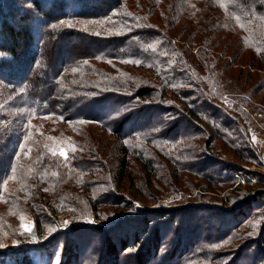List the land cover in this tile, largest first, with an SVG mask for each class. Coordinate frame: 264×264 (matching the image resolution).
<instances>
[{
  "label": "trees",
  "instance_id": "obj_1",
  "mask_svg": "<svg viewBox=\"0 0 264 264\" xmlns=\"http://www.w3.org/2000/svg\"><path fill=\"white\" fill-rule=\"evenodd\" d=\"M153 1L143 11L130 0H0V204L29 213L38 239L20 244L15 256L0 247V264H42L37 248L48 242L50 214L80 203L98 216L109 208L132 214L96 227L76 218L63 236L78 252L61 264H264L263 189L249 186L236 205L188 201L155 210H137L135 200L116 194L133 176L131 158L153 187L170 166L175 177L195 176L202 194L234 187L233 170L220 158L198 154L189 166L174 160L178 143L199 127L233 145L241 162L258 159L253 145L247 156L242 151V121L222 105L224 90L213 91L218 82L206 72L233 81L245 73L240 67L264 68V0H172L163 19L152 18ZM181 19L200 32L201 54L192 51V34L190 49L170 34ZM228 56L238 70L221 67ZM93 126L118 141L115 192L107 191L103 174L111 167L90 139ZM54 190L66 194L49 197ZM78 190L93 197L77 201Z\"/></svg>",
  "mask_w": 264,
  "mask_h": 264
},
{
  "label": "rangeland",
  "instance_id": "obj_2",
  "mask_svg": "<svg viewBox=\"0 0 264 264\" xmlns=\"http://www.w3.org/2000/svg\"><path fill=\"white\" fill-rule=\"evenodd\" d=\"M149 3L150 0H130V4H132L133 8L143 11L147 10L144 9L148 7ZM170 4H172V0H154L151 2L153 9H155V11L152 10V18L163 19L162 12L167 10ZM202 16L207 15H200L199 19L202 18ZM186 23L184 19L179 20L170 31V34L172 36H180L179 44L181 47L186 45L184 47L188 49H190V47L186 42H191L189 35L192 34V40L194 41L192 51L196 54H201L205 49L198 44V42L201 41L199 37L200 32L195 29L191 30ZM181 38L183 41H181ZM228 55L231 56V51ZM229 56L224 58L223 63H220L221 67L227 64L226 69H228V64L230 63L233 69L238 70L237 65L232 62ZM244 56L247 57L245 60L246 63L249 64L252 62L249 53ZM258 66L259 64L256 65L255 69L248 66L240 67L241 70L246 69L244 70L245 73L241 76L242 78H240L238 74L233 76V81H228L225 77L223 78V76L217 77L219 74L218 70L217 73L213 72L214 74L210 71L206 72L207 75H209L208 78L211 77L218 82L216 87L212 88L213 91L219 87L224 90L220 98L221 103L223 102L222 105L235 113V115L233 114L235 119L242 121V126H244L245 131V135H243L242 138L244 141L241 142V145L244 147L242 151H244V154L247 156L252 152L253 145V148H255L258 153V159L256 161L250 160L249 163L245 161L241 162V160L236 157L234 158L233 149L235 147L233 145L227 141L224 142L222 139L215 138V135L212 137L211 134L207 133L201 135V133L204 132L201 127L194 131L195 134L190 135L187 139L178 143L179 149L174 152L173 156L177 163L180 161L181 164L187 166L192 163L190 160L194 159L193 157L195 155H200L202 153L204 156L209 155L213 158L217 157L222 159L223 162L229 163L231 166L230 168L233 170L232 172H234V174L231 172V175L235 177L236 181L233 182L236 183L233 184L234 187L228 186L227 184L219 187L210 186L212 187L210 188L212 191L217 190L220 195L209 193L202 194L198 186H196V188L194 186L200 182L195 179V176L188 172H182L178 174V177H175L173 166L165 168L162 172L158 173V176L154 179L153 187L147 183L143 169L137 160L131 158V171L133 176L129 175V178L125 181L126 183H124L123 189L120 192H116L117 196L126 201L135 200L134 203H137V210H155L159 207L165 209L188 201V203H195L196 205H221L222 200L228 202L231 200L232 203L230 205H236L239 201L244 199V191H247L249 186L252 187L251 189L253 191L258 189L264 190V89L258 97H252V95L254 96L253 90L257 86L264 87V68H258ZM226 69L222 70L221 74H224V72L226 73ZM213 71H215V69H213ZM133 78L136 79V77ZM226 78H228V76H226ZM231 82L233 83L231 84ZM139 83L141 86L142 83ZM208 84L210 85V82ZM90 134V139L95 141L99 153L102 155V152H104V156L108 157L107 162L109 167H111L112 174L106 172L103 175L108 179L107 183L110 184L107 191L115 192L118 186L116 181H113V178L115 171L114 166H116L117 157L120 155L117 147L118 141L114 136H111L98 126L90 127ZM147 157L151 156H146V158ZM69 184L74 185L72 181L69 182ZM202 184L206 185L204 182H202ZM131 187L133 189H131ZM194 190L196 191L191 195ZM58 192L61 193L59 196L66 194L65 190L61 192L54 190L52 193L48 194V196H58ZM78 193L77 198H75L77 201L79 198L82 200L85 199V197L90 199L93 197L92 192L87 193L84 190H78ZM69 197L71 196L69 195ZM217 200L219 202H217ZM57 202L59 203V200H57L56 203ZM52 207L53 205L49 203L48 210L51 211L50 209ZM256 208H258V206ZM90 210L91 209L86 203H80L73 212L70 208L69 211L64 212V214L60 212L54 213L55 216L58 215L57 218L52 213L50 214L53 223L45 226L44 240H42H47L48 242L39 244L37 248V251H39L38 259L42 264H51L49 261H52V264H61L67 257H73L75 253L78 252L75 243H73L70 250H68L65 246L68 243L67 237L63 236L64 233L69 231L71 223L76 218L79 219L78 221H87L92 227H96L99 226V224L102 225L101 223H103V220H106V218L109 219V217H112V220L119 219L120 221L124 215L132 214L128 212L129 210H127V208H109L99 216L91 214ZM137 210L134 209V211ZM77 215L80 216L76 217ZM55 220H57L56 225H54ZM255 221H258V219H255ZM25 225L31 230L25 231ZM103 227L105 228L106 226ZM34 228L33 219L29 213L22 210L21 213L15 215L11 213L7 205L0 204V247H4V250H6L10 256L20 254L19 248L24 246L20 244H28L31 241L37 242L38 239L35 236ZM30 252L33 251L31 250ZM43 254H47V256L43 257ZM82 255H85V250L81 251L79 256Z\"/></svg>",
  "mask_w": 264,
  "mask_h": 264
},
{
  "label": "snow or ice",
  "instance_id": "obj_3",
  "mask_svg": "<svg viewBox=\"0 0 264 264\" xmlns=\"http://www.w3.org/2000/svg\"><path fill=\"white\" fill-rule=\"evenodd\" d=\"M59 154L62 155L65 159H67V151L66 150L60 151ZM30 230L31 229L27 225H25V231H30Z\"/></svg>",
  "mask_w": 264,
  "mask_h": 264
}]
</instances>
